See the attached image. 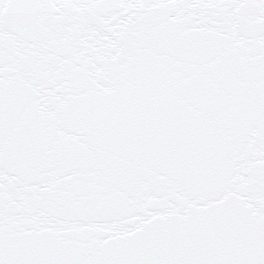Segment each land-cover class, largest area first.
<instances>
[{
	"label": "water",
	"instance_id": "obj_1",
	"mask_svg": "<svg viewBox=\"0 0 264 264\" xmlns=\"http://www.w3.org/2000/svg\"><path fill=\"white\" fill-rule=\"evenodd\" d=\"M0 264H264V0H0Z\"/></svg>",
	"mask_w": 264,
	"mask_h": 264
}]
</instances>
